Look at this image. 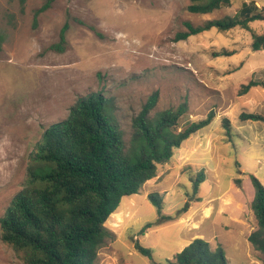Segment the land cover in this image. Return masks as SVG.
Segmentation results:
<instances>
[{"label":"rangeland","instance_id":"rangeland-1","mask_svg":"<svg viewBox=\"0 0 264 264\" xmlns=\"http://www.w3.org/2000/svg\"><path fill=\"white\" fill-rule=\"evenodd\" d=\"M48 2L35 25V11ZM191 3L0 0V264H25L2 241L1 218L24 187L30 155L44 142L46 129L67 118L80 96L102 92L110 99L109 110L130 147L133 118L155 91L159 99L153 116L187 104L181 126L205 119L210 111L214 120L209 129L176 149L170 163L158 165V176L132 195L137 209L119 206L110 216L106 226L114 235L100 250L96 264H152L135 249L136 241L153 248L157 259H165L198 237L213 248L222 246L228 264H262L263 255L244 235L256 228L255 187L250 176L241 173L239 161L246 147L264 146V139L250 137L261 123L240 119L242 112L264 114V89L254 87L243 95L239 91L251 78L264 77V49L251 48L252 31L263 33L264 20L252 22V31L212 28L185 40L176 37L186 30V21L202 25L235 15L244 3L263 8L264 0H233L210 14L190 12ZM65 25L61 49L57 44ZM224 49L235 53L217 56ZM224 118L233 129L231 140L223 130ZM236 130L248 132L243 137ZM206 164L213 169L205 172L206 181L197 194L201 200L191 201L183 211L191 198V179ZM151 192L164 195L163 214L172 219L142 234L147 223L159 218L147 198ZM209 206L214 211L208 217Z\"/></svg>","mask_w":264,"mask_h":264},{"label":"trees","instance_id":"trees-1","mask_svg":"<svg viewBox=\"0 0 264 264\" xmlns=\"http://www.w3.org/2000/svg\"><path fill=\"white\" fill-rule=\"evenodd\" d=\"M192 13L210 14L230 6L233 0H191ZM25 3V0H22ZM50 2L35 11V25L39 15L48 9ZM264 20V7L244 3L233 16L206 21L202 25L185 22L186 30L176 40H185L212 28L229 31L240 27L250 30V24ZM65 25L61 40L66 42ZM1 41V36H0ZM253 51L264 49V32L252 31ZM235 52L224 49L217 56H230ZM254 87L264 89V79L251 78L242 84L239 93H248ZM159 99L155 91L141 111L133 118V135L128 147L120 123L110 112V99L102 92L80 96L71 106L67 118L52 124L45 131L44 142L32 152L24 187L14 196L1 218V239L13 248L25 264H96L98 255L107 240L114 234L106 226L110 216L118 209L122 199L140 193L146 183L158 176V165L174 159L175 150L199 130L214 120L210 111L205 119L180 125L188 112L187 104L152 115ZM242 121H264V115L242 112ZM223 130L232 138L233 129L228 118ZM255 196L252 209L256 228L248 237L255 251L260 252L264 264V184L253 173H248ZM191 201L205 181V169L192 179ZM148 200L156 207L157 222L147 223L141 230L171 220L163 214L164 195L151 192ZM135 249L152 264H228L222 246L213 248L202 239L195 238L172 258L157 259L151 247L135 242Z\"/></svg>","mask_w":264,"mask_h":264},{"label":"crops","instance_id":"crops-1","mask_svg":"<svg viewBox=\"0 0 264 264\" xmlns=\"http://www.w3.org/2000/svg\"><path fill=\"white\" fill-rule=\"evenodd\" d=\"M260 79H264V77H262V78H260ZM253 89V88H252ZM251 89V90H252ZM250 90V91H251ZM256 113H260V114H263V113H261V112H259V111H257ZM264 115V114H263ZM246 122H249V123H252V122H256V123H258V122H260L261 124H259L260 126H255L256 127V131H254V132H251V139L253 138V139H264V121H253V120H248V121H246ZM262 123H263V125H262ZM212 124V123H211ZM210 124V125H211ZM210 125L209 126H207L206 127V129H209V127H210ZM203 129H205V128H203ZM203 129H201V130H203ZM201 130H199L197 133H195L194 135H192L193 137H195L196 135H198V134H200L201 133ZM237 131V133L240 135V136H243V137H245V135H243V134H246L248 131H246L245 133H241L240 131H238V130H236ZM191 136V137H192ZM189 138L188 140H186V143L187 142H189L192 138ZM211 143H212V137L210 138V145H211ZM251 145V144H250ZM197 147V144L195 143V145L193 146V148H196ZM188 148H190V147H188ZM192 148V149H193ZM264 146H260V145H258V146H248V147H246L245 149H243V151H242V154H241V158H243V160L241 161H239V163H240V171H241V173L242 174H248V173H253V174H255L260 180H261V182L264 184ZM196 155V154H195ZM198 163H202V162H198ZM245 164V165H244ZM202 168H204L205 169V172L206 171H209V170H211V169H213V168H210V166L209 165H203L202 166ZM205 181H206V179H205ZM204 181V182H205ZM136 195V194H135ZM203 197V196H202ZM129 202H124L123 203V199H122V201H121V203H120V207L122 206V210H127V209H132V208H134V209H137L136 208V204H137V201L135 200V199H133L132 198V196L129 198ZM213 211H214V207L213 206H209L208 208H207V211H205V213H206V215L208 216V214H213ZM116 212H117V210H116ZM220 213L221 214H223V213H225V209L222 207L221 209H220ZM112 215H114V214H112ZM207 216H203V219H206V218H208ZM242 217H243V219H246L247 218V216H246V214H242ZM196 221L197 220H194V223L196 224ZM224 227H226V228H230V226H228V225H224ZM254 229H252V231H253ZM252 231H249V232H247V233H244V235H245V237L248 239V237H249V235L251 234V232ZM249 241V240H248ZM189 244V243H188ZM188 244H185V245H183L181 248H180V250L179 251H181L185 246H187ZM178 251V252H179ZM169 257H171V256H169Z\"/></svg>","mask_w":264,"mask_h":264}]
</instances>
